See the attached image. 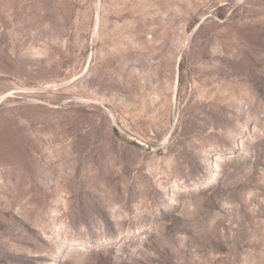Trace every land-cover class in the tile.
Segmentation results:
<instances>
[{"label":"rangeland","instance_id":"rangeland-1","mask_svg":"<svg viewBox=\"0 0 264 264\" xmlns=\"http://www.w3.org/2000/svg\"><path fill=\"white\" fill-rule=\"evenodd\" d=\"M0 264H264V0H0Z\"/></svg>","mask_w":264,"mask_h":264}]
</instances>
